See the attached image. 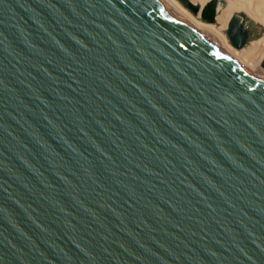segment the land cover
Listing matches in <instances>:
<instances>
[{
    "label": "water",
    "instance_id": "95a60500",
    "mask_svg": "<svg viewBox=\"0 0 264 264\" xmlns=\"http://www.w3.org/2000/svg\"><path fill=\"white\" fill-rule=\"evenodd\" d=\"M0 264H264V79L160 0H0Z\"/></svg>",
    "mask_w": 264,
    "mask_h": 264
},
{
    "label": "bare ground",
    "instance_id": "6f19581e",
    "mask_svg": "<svg viewBox=\"0 0 264 264\" xmlns=\"http://www.w3.org/2000/svg\"><path fill=\"white\" fill-rule=\"evenodd\" d=\"M175 15L188 22L205 38L229 55L247 71L264 79V35L252 40L242 49L233 47L226 34V26L234 15L247 14L255 23L264 25V0H160ZM199 5L198 13H193L187 2ZM213 1H217L215 21L208 22L203 18V10ZM225 28V29H224ZM264 29V28H263Z\"/></svg>",
    "mask_w": 264,
    "mask_h": 264
},
{
    "label": "rangeland",
    "instance_id": "374dc122",
    "mask_svg": "<svg viewBox=\"0 0 264 264\" xmlns=\"http://www.w3.org/2000/svg\"><path fill=\"white\" fill-rule=\"evenodd\" d=\"M228 23H229V22H228ZM256 25H257V27H258V31H259V36H258V37L260 38V37H262V36L264 35V29H263V28H264V25H262L261 23H259V22H257V21H256ZM227 27H228V25L226 26V28H227ZM224 29H225V28H224ZM262 62H263V61H262ZM262 62H261V63H262Z\"/></svg>",
    "mask_w": 264,
    "mask_h": 264
}]
</instances>
